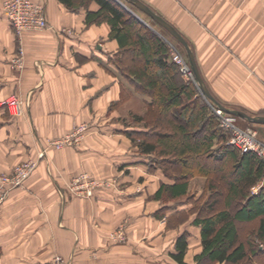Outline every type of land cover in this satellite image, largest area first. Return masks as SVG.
I'll return each mask as SVG.
<instances>
[{
  "label": "crops",
  "instance_id": "crops-1",
  "mask_svg": "<svg viewBox=\"0 0 264 264\" xmlns=\"http://www.w3.org/2000/svg\"><path fill=\"white\" fill-rule=\"evenodd\" d=\"M3 1L0 171L9 172L28 158L38 161L0 206V264H46L56 253L69 264H195L194 256L202 250L200 227L192 219L187 227L186 219L175 225L161 222L184 212L187 202L163 204L155 197L160 185L172 180L153 160L154 153L140 150L129 133L137 128L124 126L119 112L108 109L121 93L140 108L151 97L113 65L110 58L119 45L108 36L110 25L85 22L87 10L97 9V2L34 0L43 3L48 25L23 33L19 68L12 60L20 40L3 13ZM142 1L194 46L211 93L235 91L232 100L242 111L264 115L258 113L264 110V0ZM241 76L244 88L239 90ZM10 99L15 102L7 103ZM80 123L90 130L78 146L48 147V140ZM254 124L260 125L264 141V123ZM83 171L94 179L113 180L99 183L90 197L75 196L66 185ZM261 185L253 186L252 193ZM124 219L127 239H109V231ZM183 232L187 248L181 263L174 254Z\"/></svg>",
  "mask_w": 264,
  "mask_h": 264
},
{
  "label": "trees",
  "instance_id": "trees-1",
  "mask_svg": "<svg viewBox=\"0 0 264 264\" xmlns=\"http://www.w3.org/2000/svg\"><path fill=\"white\" fill-rule=\"evenodd\" d=\"M60 1L66 5L75 2ZM81 1L85 3L92 0ZM95 1L98 7L87 10L85 22L106 21L110 25L108 36L116 39L119 45L118 52L110 58L113 65L127 81L151 97L147 104V110L151 111L150 118L144 120L138 116V119L144 120L147 125L150 123V129L152 126H162L152 139H149V130L139 132L148 134L138 142L140 150L158 154L159 165L165 159L170 164H179L170 178L166 175L172 183H162L155 197L164 202L185 198L189 188L188 178L193 175L190 172L191 164L200 161L205 155L220 162L217 170L221 171L224 179L230 173L231 177L222 189L214 182L209 183L211 199L205 203V211L201 209V213L198 212L191 221L200 227L202 245V250L194 256L195 264H246L258 253L259 262L264 264V249L254 242H264V158L253 152H240L238 148L227 144L226 134L213 122L209 125L207 106H198V100H194L192 106L184 101L185 98L192 99L194 87L176 80L175 64L167 60L168 47L155 31L116 0ZM178 108L187 117L184 123L175 122L171 117L174 109ZM202 121H207L210 132L197 135L194 131ZM211 170L198 168V172L205 176H209ZM260 181L261 187L257 193H252V187ZM240 223H254L251 239L241 236L238 229ZM186 238L187 233L183 232L176 240L178 253L174 257L181 263L187 248Z\"/></svg>",
  "mask_w": 264,
  "mask_h": 264
},
{
  "label": "rangeland",
  "instance_id": "rangeland-1",
  "mask_svg": "<svg viewBox=\"0 0 264 264\" xmlns=\"http://www.w3.org/2000/svg\"><path fill=\"white\" fill-rule=\"evenodd\" d=\"M116 1L119 2V3L121 2V3L127 4L129 9L131 10V12H133V14L139 20L143 21L144 24H146L148 27H150L153 31H155V33L158 36H160L163 39V41L166 43V45L168 47L167 60L169 62H171V63L173 62L175 64L174 73H175L176 80H178V82H183V83H186V84H190V86L194 87V91L195 92L193 94L194 96H192V99H186L185 98L184 101L189 103V105L192 106L193 101L194 100L195 101L198 100L197 101V105L198 106L199 105H203V104L205 106H207L208 109L206 111V118H208L207 121H208L209 125H211V122H213L214 125L219 130L221 129L226 134V136H227L226 143L227 144H229L228 141L231 138V131H230V129H228L226 127V125L223 124L222 117H230V118H232V124H233L234 127H237L239 129H242V130L248 129V128L251 129L252 131L255 132V134L258 137V139L261 140L262 142H264L262 140V138L258 135L259 130L261 128V127H259L260 125L254 124L252 122H248V121L244 120V118H242V117H239L237 115H234V114L227 113V112L223 111L222 109L217 107L210 99H208L203 94V92L201 91L200 87L198 86V83H197V81H196V79H195V77L193 75L192 70H191V67H190V64H189V61H188V58H187V54H186L185 48L182 46V44L173 35H171L166 29H164L162 26H160L158 23H156L147 14L142 12L140 9L135 7L133 4L129 3L127 0H116ZM190 48L192 50H194L193 49L194 46L191 43H190ZM177 57H179L182 60L183 65L186 66V68H187L186 71L183 70L182 66L180 64H178L177 60H175ZM240 72H241V68H240ZM243 74H244V70H243ZM213 80H216V78L214 76L211 78V81H213ZM204 81H206V80H204ZM204 84H205V86L207 88H209V91H210L211 89L208 86L207 82H204ZM132 86L136 88V86L134 84H132ZM239 86H240V87H238L239 90L244 88V79H243L242 76H241L240 81H239ZM136 92L139 93V94H142L143 96L146 95V94L140 93L138 91H136ZM234 92L235 91H230L229 90V92H223L224 93L223 95L221 94V92H216V93L212 92L213 94L211 92L210 93L222 105H224L226 107H229V108H237V109H241V110L243 109L244 110V107L239 105L240 103L233 102L232 95L235 94ZM126 94H122L121 93L119 99L116 100V101L111 102L108 109L116 110V111L119 112V114H120V117H119L120 122L124 126H126V127L130 126V127H133V128H137V130H132L130 132H129V130H127L132 135V138H134L136 140L137 143L139 141H141L142 138L147 137V136H144V135L151 134L149 136V139L150 138L151 139L154 138L153 137L154 133H156L158 131V129H161L162 126H157V127H153L152 126V129H150V123H148V125H147V123H145L144 120H147V119L150 118L151 111L147 110L148 109L147 107L140 108L138 103H135L134 101H130V99L128 98V96ZM225 97H227V99ZM10 100H11V102H15L14 99H10ZM218 109L221 110L220 114L216 112ZM12 111L15 112V111H17V109L15 107H13ZM258 113L264 114V110L261 111V112H258ZM172 114L173 115L171 117H172L173 120H175V122L184 123V122L187 121V117L182 114L181 108L174 109V112ZM138 116H140V117L142 116L144 118V120H139ZM209 117H210V119H209ZM211 118H212V121L209 122V120H211ZM207 121H202V123L200 124V127L196 131H194L195 133H197V135L205 134V132H210V130L207 127V125H208ZM76 125H78V124H76ZM89 128H90V125H89ZM144 130H149V133L148 134L145 133L143 135L139 133V132H143ZM70 131H68V132H66V133H64V134H62V135H60L58 137H62L65 134L69 133ZM58 137H56V138H58ZM82 139L78 143L76 142L75 144H66V145L61 146L60 148H63V147H66V146H78L80 144V142L82 141ZM229 145L234 146L232 144H229ZM48 147L57 148L55 146H49V145H48ZM234 147H236V146H234ZM43 149L45 151V148H43ZM38 156H39V153H38ZM44 156H45V152H44V155L41 156L40 158H42ZM156 156L158 157V159H156ZM153 158L152 159L154 161L159 163L160 156L158 154L157 155L154 154ZM162 158H164V157H162ZM29 161H35V166H36L38 160H37V158L25 159L24 161H21L20 163L16 164L11 171H9V172L0 171V173L1 174H7V175H13L14 170H15V168L18 165H21V164H23L25 162L26 163L28 162V163L32 164V162H29ZM161 163H162L161 167L163 166L162 168H166V171H165L166 174L165 175H168L169 178L172 176V173L176 172L177 167L179 168V164L178 163L170 164L169 162H167V159H165ZM220 165H221L220 162H216L215 160L212 159L211 156H208V155L202 156L200 158V161L193 162L191 164L192 171H190V172H192L193 175H191L188 178V181H189L188 194L184 198L188 205H187L186 209L184 210V212H182L181 214H178L176 216H173L172 218H170V216H169L168 219L167 218H162L161 219V217L158 216V217H160L162 224H166L167 223L168 225H175V224L183 221V219H186L185 220L186 221L185 222V224H186L185 226L187 227V224H189V220L193 219V217L198 212L201 213V209L204 210L205 203L207 201H209V199H211L210 189L208 188L209 183L210 182H214L216 184V186L219 187V189L220 188L222 189L225 186L226 180L229 177H231L230 173H228L229 176L226 177L227 179L223 178V176L221 174V171L217 170ZM201 167L205 168V169L206 168L212 169L211 170V174H209V176L208 175L205 176V175H203V173L200 174L198 172V168H201ZM32 170L30 171V173L32 172ZM226 170H228V169H226ZM30 173L28 174V176L30 175ZM84 175L87 176V180L93 181L95 183V186H93L92 189H94L97 185H99V183L107 185L106 184L107 181H108V184H109V182L111 183V181L113 180V179L111 180L110 178H104L102 180L94 179L87 172H84V171L80 172L79 174H77L74 177H72L67 182V185H66L68 191L70 193L74 194L75 196L90 197L92 195L91 194L90 196H86L85 190L81 189V186L84 185L87 182L86 177ZM26 178H25V180H26ZM24 181H23V183H24ZM259 183H262V181H260ZM21 185H19V186H21ZM9 192H8V194H9ZM92 193H93V190H92ZM8 194H7V196H8ZM176 200L177 199L166 200L165 202H163V204L178 202ZM160 211H162V210H160ZM127 221H128L127 219L122 220L115 228L110 230L109 233L114 231V230H117V228H121L125 232V235H126ZM253 227H254V223H240V224H238V229L241 232V236L243 238H247L248 237V238L251 239L253 237V235H252ZM107 237L109 239H111L109 237V235H107ZM126 239H127V236H126ZM254 242H256L257 245L260 246L261 249H264V242H257L256 240ZM56 254H58V253H56ZM261 256H262L261 258H263V255H261ZM259 257H260V253H258V256H254L251 261L249 260L250 262L247 261L246 264H261V261L259 262V260H260ZM63 259H64L66 264H69L67 259H65L64 257H63ZM216 264H218V263H216Z\"/></svg>",
  "mask_w": 264,
  "mask_h": 264
},
{
  "label": "built area",
  "instance_id": "built-area-1",
  "mask_svg": "<svg viewBox=\"0 0 264 264\" xmlns=\"http://www.w3.org/2000/svg\"><path fill=\"white\" fill-rule=\"evenodd\" d=\"M2 10L13 27L16 37L20 40L17 54L12 60L14 65L20 68L23 66L24 61V49L21 44L23 33L29 30H41L48 25L44 5L42 2L34 0H4L2 3ZM175 60L182 66L183 70H187L179 57ZM6 102L9 103L11 100H7ZM216 112L220 114L221 110L218 109ZM222 120L223 124L231 131V138L228 141L229 144L236 146L240 152H253L257 156L264 158V142L258 139L254 131L249 128L242 130L234 127L232 118L230 117H222ZM89 130L88 124L80 123L64 136L48 140V145L60 148L66 144L78 143ZM44 152V149L40 151L39 157L43 156ZM29 162H32V164L25 162L18 165L13 175L0 173V206L7 197L8 192L12 188L21 185L30 171L34 168L35 161ZM85 177L87 180V176ZM93 186H95V183L87 180V182L81 186V189L85 190L86 196H90ZM108 235L115 242H122L126 239L125 232L121 228H117V230L110 232ZM46 264L66 263L61 255L54 254Z\"/></svg>",
  "mask_w": 264,
  "mask_h": 264
},
{
  "label": "water",
  "instance_id": "water-1",
  "mask_svg": "<svg viewBox=\"0 0 264 264\" xmlns=\"http://www.w3.org/2000/svg\"><path fill=\"white\" fill-rule=\"evenodd\" d=\"M127 1L133 4L138 9H140L145 14H147L151 19H153L156 23H158L160 26L166 29L171 35H173L182 44V46L185 48L191 70L198 83V86L200 87L201 91L208 99H210L217 107H219L220 109H222L223 111L227 113H231L239 117L245 118L250 122L264 123V115L253 116L239 109L227 108L226 106L218 102L214 98V96L210 93L208 88L205 86L203 79L200 75L193 51L190 48L184 36L171 23H169L166 19H164L160 14L156 13L152 8H150V6H148L142 0H127Z\"/></svg>",
  "mask_w": 264,
  "mask_h": 264
}]
</instances>
